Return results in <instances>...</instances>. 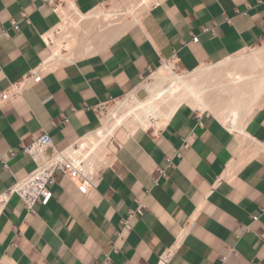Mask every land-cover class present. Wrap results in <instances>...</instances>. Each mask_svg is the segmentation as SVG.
<instances>
[{
	"label": "crops",
	"instance_id": "1",
	"mask_svg": "<svg viewBox=\"0 0 264 264\" xmlns=\"http://www.w3.org/2000/svg\"><path fill=\"white\" fill-rule=\"evenodd\" d=\"M63 1L89 14L112 0ZM60 2L0 0V95L52 58L43 37L63 23ZM262 44L264 0H158L105 48L47 70L0 109V195L35 170L23 153L35 137L46 132L63 149L96 131L99 108L175 56L192 71ZM245 131L243 144L215 114L182 105L160 128L123 135L89 195L58 174L48 205L29 213L12 197L0 218V264H159L171 249L168 264H264V105Z\"/></svg>",
	"mask_w": 264,
	"mask_h": 264
},
{
	"label": "bare ground",
	"instance_id": "2",
	"mask_svg": "<svg viewBox=\"0 0 264 264\" xmlns=\"http://www.w3.org/2000/svg\"><path fill=\"white\" fill-rule=\"evenodd\" d=\"M121 1L127 2L126 5L115 11L98 7L89 14H82L72 5L63 10V23L49 34L51 39H46L51 44L53 56L43 69L51 70L64 62L99 52L101 47L98 48L96 41H103L105 48L139 22L142 13L158 2ZM163 65L156 71L154 83L143 82L140 86L146 91L145 98L132 91L122 101L118 100L117 107L108 116L102 115L101 134L86 136L101 137L104 142L97 150L99 165L104 167L109 163V154L115 150L112 139L116 135L122 137L138 128H160L182 105L202 112H215L246 144L245 128L256 109L264 105V47L201 66L188 75L176 73L172 62Z\"/></svg>",
	"mask_w": 264,
	"mask_h": 264
},
{
	"label": "built area",
	"instance_id": "3",
	"mask_svg": "<svg viewBox=\"0 0 264 264\" xmlns=\"http://www.w3.org/2000/svg\"><path fill=\"white\" fill-rule=\"evenodd\" d=\"M14 28L15 30H19V24L14 23ZM43 41L48 46V42L44 37ZM198 41L199 37H194L193 42L196 43ZM169 62L178 66L179 60L177 56H175L174 59ZM48 72L49 71L39 67L31 71V73L25 76L20 82L11 85L9 89L0 95V109L12 99L22 96L27 90L41 83ZM145 80H143V82ZM134 91L138 94L141 91V87H137ZM104 109L105 107L99 108L101 116L104 113ZM101 128L102 126L92 133L101 134ZM87 135L80 137L63 149L57 148L51 136L46 132L35 137L31 144L23 149V153L32 158L36 164V168L25 178L17 181L13 187L0 195V218L4 214L12 197L15 195H18L24 201L25 207L29 213L34 212V207L37 203L48 205L53 197L50 186L56 183L58 174H64L76 181L79 190L84 195H89L91 191L97 189L102 182L103 170L105 168L97 162V150L104 142L101 140V137H86ZM15 156L16 155L13 154V157ZM169 162L171 163V161ZM6 166L7 165L4 164V167ZM160 172L162 176H166L163 170ZM156 182L157 181H155V183ZM143 211L144 207L140 204L136 211H132L128 218L123 219L124 231H130L132 229L131 219L135 216H141ZM253 220L257 221L258 218L255 217ZM123 237V233L118 234V239H122ZM118 251L116 243L113 244L111 246V251L105 255L107 263L111 262V254L118 253ZM173 253L174 250L171 249L162 255L159 264H168Z\"/></svg>",
	"mask_w": 264,
	"mask_h": 264
},
{
	"label": "rangeland",
	"instance_id": "4",
	"mask_svg": "<svg viewBox=\"0 0 264 264\" xmlns=\"http://www.w3.org/2000/svg\"><path fill=\"white\" fill-rule=\"evenodd\" d=\"M132 1V0H131ZM135 1H137V0H135ZM139 1V0H138ZM126 3L127 2H124V1H121V0H112V1H110L109 3H107V4H105L104 6H100V7H102L105 11H115V10H120V9H122L125 5H126ZM70 5V3L68 2V1H62V2H60V6H64V7H66V8H68V7H70L69 6ZM57 33H58V31H56ZM83 32H84V30H83ZM88 31L87 30H85V32L84 33H87ZM62 35H60V37H61ZM57 37H58V35H57ZM96 45L98 46V48H100L99 50H102V48H103V46H104V43H103V41H101V40H98V41H96ZM264 47V44H262V45H259V46H256V47H253V48H251V49H248V50H245V52L246 53H250L251 51H253V50H256V49H262ZM64 53H67V52H64ZM83 57H87V56H81V57H79V58H75L74 60H76V59H80V58H83ZM66 62H64V63H62V65L63 64H65ZM173 65H174V63H172ZM210 65H212V63L211 64H208V65H203V66H210ZM164 66V65H163ZM162 66V67H163ZM174 70H175V72L176 73H178V74H185V75H188L190 72H192V71H194V70H192V71H184L183 69H181L179 66H176V65H174ZM155 74H156V72H154V73H152L149 77H148V79H146L145 81H144V84H152V83H154L155 82V79L153 78V77H155ZM123 99H121L120 101H122ZM117 103H118V101H115V102H113V103H110V104H108V105H106L105 106V109H104V113H103V115H105V116H108L109 114H110V112H111V110H113L114 108H116L117 107ZM258 110V108L256 109V111ZM208 113H213V114H215L216 116H217V114L215 113V112H213V111H207ZM103 117V116H102ZM218 117V116H217ZM218 119H219V117H218ZM220 120V119H219ZM116 137V138H115ZM113 139H112V143L114 144V146L116 147L117 146V144L120 142V136L119 135H116ZM114 151L115 150H113V151H111V153H110V157H111V155L114 153Z\"/></svg>",
	"mask_w": 264,
	"mask_h": 264
},
{
	"label": "water",
	"instance_id": "5",
	"mask_svg": "<svg viewBox=\"0 0 264 264\" xmlns=\"http://www.w3.org/2000/svg\"><path fill=\"white\" fill-rule=\"evenodd\" d=\"M138 96H139L140 98H145V96H146V91L141 90V91L138 93Z\"/></svg>",
	"mask_w": 264,
	"mask_h": 264
}]
</instances>
